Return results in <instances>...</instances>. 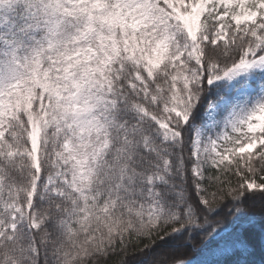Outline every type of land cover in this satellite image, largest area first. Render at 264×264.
Returning a JSON list of instances; mask_svg holds the SVG:
<instances>
[{
	"label": "snow or ice",
	"instance_id": "obj_1",
	"mask_svg": "<svg viewBox=\"0 0 264 264\" xmlns=\"http://www.w3.org/2000/svg\"><path fill=\"white\" fill-rule=\"evenodd\" d=\"M0 264H264V0H0Z\"/></svg>",
	"mask_w": 264,
	"mask_h": 264
},
{
	"label": "trees",
	"instance_id": "obj_2",
	"mask_svg": "<svg viewBox=\"0 0 264 264\" xmlns=\"http://www.w3.org/2000/svg\"><path fill=\"white\" fill-rule=\"evenodd\" d=\"M261 207H262V203L259 200V198H257V200L254 202L253 206L250 208V211H253V212L259 214ZM257 260H258V257H257Z\"/></svg>",
	"mask_w": 264,
	"mask_h": 264
}]
</instances>
